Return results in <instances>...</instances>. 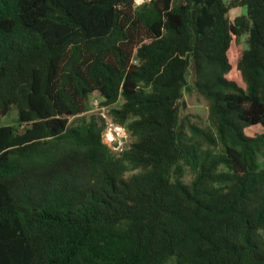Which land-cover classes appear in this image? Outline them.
<instances>
[{"label": "trees", "instance_id": "obj_1", "mask_svg": "<svg viewBox=\"0 0 264 264\" xmlns=\"http://www.w3.org/2000/svg\"><path fill=\"white\" fill-rule=\"evenodd\" d=\"M13 110L0 264H264V0H0Z\"/></svg>", "mask_w": 264, "mask_h": 264}, {"label": "rangeland", "instance_id": "obj_2", "mask_svg": "<svg viewBox=\"0 0 264 264\" xmlns=\"http://www.w3.org/2000/svg\"><path fill=\"white\" fill-rule=\"evenodd\" d=\"M240 13H245V10L243 8L232 9L230 11V18L233 19L234 17L240 15ZM192 81L193 77L189 73L188 82L191 84L190 86H192ZM190 91L191 92L189 93L184 92L183 94L185 109L182 112V116L190 115L191 120L200 128H207L209 126L207 103L200 95L194 92L193 89ZM98 100L99 99L96 96L89 100L88 106L90 105V107L87 115H91V109H94L92 103L98 102ZM97 108H99V106H97ZM92 112H94V110H92ZM15 116V110H13L7 116L0 118V126L13 124ZM103 141L111 148L114 153H120L131 143V138L122 127L113 124V127H107L104 129ZM190 178L191 173L187 170L184 180L188 182Z\"/></svg>", "mask_w": 264, "mask_h": 264}, {"label": "built area", "instance_id": "obj_3", "mask_svg": "<svg viewBox=\"0 0 264 264\" xmlns=\"http://www.w3.org/2000/svg\"><path fill=\"white\" fill-rule=\"evenodd\" d=\"M146 1H149V0H134V3H135V5H140ZM92 104L94 106V109H91V112H92V110H94V112H97L101 117H103V119L105 120V124H106L105 128L113 127V124H112L110 118L107 116V110L104 107L100 106V101L98 100V102H94ZM97 106H99V108H97ZM106 117L108 120L106 119ZM102 137H103V135H102Z\"/></svg>", "mask_w": 264, "mask_h": 264}]
</instances>
